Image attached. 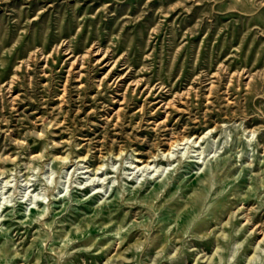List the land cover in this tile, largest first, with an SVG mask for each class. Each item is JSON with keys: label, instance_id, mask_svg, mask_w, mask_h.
Returning a JSON list of instances; mask_svg holds the SVG:
<instances>
[{"label": "rangeland", "instance_id": "rangeland-1", "mask_svg": "<svg viewBox=\"0 0 264 264\" xmlns=\"http://www.w3.org/2000/svg\"><path fill=\"white\" fill-rule=\"evenodd\" d=\"M0 264H264V0H0Z\"/></svg>", "mask_w": 264, "mask_h": 264}, {"label": "bare ground", "instance_id": "bare-ground-1", "mask_svg": "<svg viewBox=\"0 0 264 264\" xmlns=\"http://www.w3.org/2000/svg\"><path fill=\"white\" fill-rule=\"evenodd\" d=\"M137 83H138V82H137ZM180 138H181V137H180ZM177 139H178V138H177ZM180 140H181V139H180ZM180 140H179V141H180ZM184 140H185V139H184ZM175 142H176V141H175ZM175 142H174V143H175ZM177 142H178V140H177ZM183 142H184V141H183ZM173 145H175V144H173ZM170 150H171V149H170ZM146 163H147V162H146ZM148 164H149V163H147L146 165H148ZM144 166H145V165H144Z\"/></svg>", "mask_w": 264, "mask_h": 264}]
</instances>
